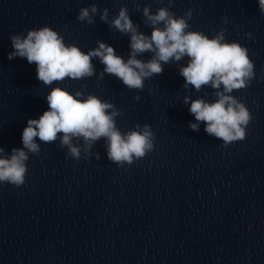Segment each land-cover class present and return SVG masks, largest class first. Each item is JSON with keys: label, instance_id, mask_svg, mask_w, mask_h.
<instances>
[{"label": "water", "instance_id": "water-1", "mask_svg": "<svg viewBox=\"0 0 264 264\" xmlns=\"http://www.w3.org/2000/svg\"><path fill=\"white\" fill-rule=\"evenodd\" d=\"M93 3L107 8L109 19L126 6L148 35L144 6L153 13L169 7L176 16L192 9L190 30L212 38L226 28V41L248 49L254 72L264 50L258 0H174L171 6L168 0H0V147L9 154L23 147L27 120L48 110L46 95L56 86L74 93L87 85V93L122 110L116 118L122 133L136 124H148L155 133L154 150L123 167L107 159L103 138L92 149L100 160L83 154L73 159L59 139L45 144L36 138L41 152L29 154L25 184L0 183V264H198L232 143L224 147L205 132L203 122L192 131L188 125L195 117L183 99L212 102L215 90L184 89L175 63L145 79L142 90H130L115 76L98 80L104 65L95 58L92 77L45 86L34 63L8 59L11 34L49 26L84 52L100 40L127 60L129 36L109 28L99 13L92 25L77 20L79 10ZM187 59L179 63L186 65ZM250 85L231 94L245 104Z\"/></svg>", "mask_w": 264, "mask_h": 264}, {"label": "clouds", "instance_id": "clouds-1", "mask_svg": "<svg viewBox=\"0 0 264 264\" xmlns=\"http://www.w3.org/2000/svg\"><path fill=\"white\" fill-rule=\"evenodd\" d=\"M173 3L174 0H168L169 6ZM258 6L264 14V0H258ZM98 13L109 28L129 36L127 60L118 55L113 46L100 40L96 41L97 47L84 52L75 44H66L64 37L49 26L27 30L26 35L11 34L13 51L8 53V59L20 57L26 58L29 64L34 63L37 79L45 86H51L66 78L92 77L96 74L95 58L104 65L98 80H103L105 74L115 76L130 90H142L145 79L161 75L164 65L175 63L178 74L184 78V89L192 86L199 92L207 86L215 90L212 102L184 96L183 102H190L189 112L196 121H190L189 128L198 132L203 122L205 132L223 141L224 147L246 138V127L252 115L231 93L250 85L255 76L254 62L246 47L239 42L226 41V28L209 38L201 31L190 30L188 21L193 17L192 9L183 16H176L169 7H159L153 13L147 5L142 9V22L151 29L150 35L140 30L139 23L133 22L126 6L120 7L118 15L109 19V10L101 11L93 3L79 10L77 20L92 25ZM223 21L227 23V17ZM245 35L251 38L253 33ZM145 53H151V57L147 60L138 58ZM185 57L188 58L186 65L180 64ZM86 89L87 85H81V90L72 93L59 86L51 88L46 95L48 110L38 119L27 120L22 132L23 147L11 149L10 154L0 147V183L17 188L25 184L29 154L38 156L41 152L36 138L45 144L59 139L60 147L68 150L66 155L76 160H80L82 154L84 159L94 156L100 160V153L92 149L103 138L107 159L119 167L130 166L134 160L142 159L154 150L155 133L150 125L136 124L134 130L122 133L116 122L123 114L122 110L110 101L87 93ZM134 99L139 101L140 97Z\"/></svg>", "mask_w": 264, "mask_h": 264}]
</instances>
